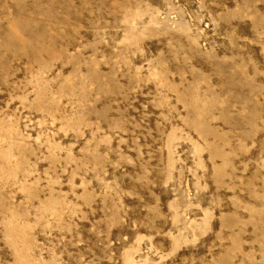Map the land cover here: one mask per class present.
<instances>
[{"label":"rangeland","instance_id":"1","mask_svg":"<svg viewBox=\"0 0 264 264\" xmlns=\"http://www.w3.org/2000/svg\"><path fill=\"white\" fill-rule=\"evenodd\" d=\"M0 264H264V0H0Z\"/></svg>","mask_w":264,"mask_h":264}]
</instances>
